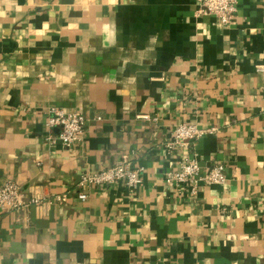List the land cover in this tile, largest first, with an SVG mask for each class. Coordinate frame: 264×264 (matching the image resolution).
I'll return each instance as SVG.
<instances>
[{"label": "crops", "instance_id": "obj_1", "mask_svg": "<svg viewBox=\"0 0 264 264\" xmlns=\"http://www.w3.org/2000/svg\"><path fill=\"white\" fill-rule=\"evenodd\" d=\"M200 3L0 0V187L44 203L3 214L0 264H264V0L228 27ZM54 107L86 118L80 146L47 126ZM183 123L217 131L170 150ZM126 155L136 193L78 198ZM190 158L226 184L179 197L164 178Z\"/></svg>", "mask_w": 264, "mask_h": 264}, {"label": "built area", "instance_id": "obj_2", "mask_svg": "<svg viewBox=\"0 0 264 264\" xmlns=\"http://www.w3.org/2000/svg\"><path fill=\"white\" fill-rule=\"evenodd\" d=\"M199 16L215 17L223 26H231L238 12V0H200ZM262 70V69H260ZM47 126L59 129L58 140L68 149L80 146L86 132L87 120L82 114L67 113L60 108H51ZM100 120V118H98ZM217 129H202L197 125L183 123L173 130V139L168 144L170 150L188 148L193 141L199 140ZM143 169L136 168L130 156L126 155L114 166L98 173H82L78 181V198L82 201L89 199V192L108 188L116 184H124L131 193H136L143 183ZM227 182L226 167L216 163L204 170L196 158H190L181 163L176 171L166 173L164 183L174 188L179 197L183 196V189L190 187L189 201H195L201 187L220 185ZM62 202L65 197H57ZM50 205V203H48ZM31 206L41 207L44 203L38 199L25 201L20 186L12 181L0 187V221L5 212H18Z\"/></svg>", "mask_w": 264, "mask_h": 264}]
</instances>
